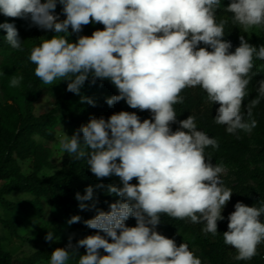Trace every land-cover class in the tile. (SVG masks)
<instances>
[{
  "label": "clouds",
  "instance_id": "9594fccd",
  "mask_svg": "<svg viewBox=\"0 0 264 264\" xmlns=\"http://www.w3.org/2000/svg\"><path fill=\"white\" fill-rule=\"evenodd\" d=\"M58 4L63 5V20L55 13ZM220 5L221 0H0L4 16L30 19L33 26L56 33L29 57L44 84L67 80L66 90L80 94L89 77L93 84L108 80L119 93L106 98L109 106L123 100L133 109L151 112V119L142 122L128 111L107 120L92 117L71 137L64 132L60 146L72 160L86 159L97 179L119 177L120 185H109L107 191L121 200L107 212L97 209L94 218L84 221L97 233L75 245L70 237L68 245L52 251L49 264H68L70 255H79L78 264H202L187 243L177 246L157 231L161 214L203 224V233L215 236L233 191L221 179L223 167L205 153L208 146L218 148V141L197 130L193 115L177 121L174 105L183 103L184 89L199 86L212 105L219 104L214 122L235 134L256 127L252 108L264 98L261 80L257 97L246 106V120L242 104L256 75L254 57L264 60V45L253 46L240 36V45L230 51L231 42L222 39L225 22L216 21ZM226 10L245 30L264 25V0H230ZM90 23H101L104 29L69 42V27L80 33ZM0 29L11 48L22 50L14 23H0ZM201 42L206 47H198ZM22 79L13 77L10 86L17 87ZM81 99L95 106L91 98ZM174 123L179 124L176 131L170 127ZM133 178L138 183H130ZM75 199L81 210L96 209L92 186ZM234 207L224 243L234 247L236 260L248 261L264 243V204L237 202ZM129 217L135 219L134 227L126 225ZM80 220L75 215L68 223ZM55 239L48 231L45 240ZM81 247L86 254L78 253Z\"/></svg>",
  "mask_w": 264,
  "mask_h": 264
},
{
  "label": "trees",
  "instance_id": "16d2710c",
  "mask_svg": "<svg viewBox=\"0 0 264 264\" xmlns=\"http://www.w3.org/2000/svg\"><path fill=\"white\" fill-rule=\"evenodd\" d=\"M230 0H221V5L216 12V21H224V37L230 41L234 52L240 45V36H244L248 42H253L246 35L243 27L233 23L232 14L226 10ZM55 13L63 20L66 18L63 13V5L58 4ZM14 23L23 42L22 50L13 49L6 42V31L0 29V59L4 57L12 66L17 77H23L20 82L22 103L10 97L9 100L0 105V264H38L50 260L52 251L68 245L69 238L75 245L79 239L88 235H94L98 230L91 229L84 221L94 218L97 209L109 211V205L121 198L116 194H109V185H120L117 176L97 179L90 171L86 159L72 160L62 165L54 174L47 178L40 176L44 169H51L50 151L35 140V137L53 142L55 134L51 130L52 119L57 116L61 122L76 131L88 123L90 118L104 117L106 120L115 113L121 111L136 112L141 122L144 119H151L150 110L141 111L133 109L123 100L109 106L106 98L118 95V90L108 80L96 79L93 84L89 77L80 89V94L67 91V83L64 89L55 97L54 107L51 111L42 115H35L36 103L40 98L42 87L41 80L35 75L36 65L29 59L31 50L39 46L42 41L44 30L31 24L30 19L6 17L0 13V23ZM264 38V25L255 26ZM101 23H90L82 26L80 33H73L71 27L68 30L69 42H76L79 36H91L96 30H103ZM198 47H206L203 42ZM211 51V49H208ZM253 73H256L247 86L249 95L243 101L241 111L246 115V106L258 95L257 88L259 81L264 80V60L254 57ZM251 75V73H250ZM3 89V88H2ZM181 95L183 103L174 105L177 113V121L186 119L189 115L196 117L197 130L205 132L210 138L218 141V148L208 146L205 150L206 156L211 158V163L222 166L233 172L236 179L232 185L226 178L221 176L224 185L231 189L238 202L247 206L260 207L264 204V171L258 168L251 169L247 164L245 156L253 153L244 131L230 134L226 131L225 125H218L214 122L218 103L213 105L208 101L206 92L199 86L186 88ZM81 97L91 98L95 106L82 102ZM251 119L257 124L253 128L256 145L259 151L255 155H262L264 158V98L252 108ZM172 131L179 128L178 123L170 125ZM81 141L83 133H80ZM85 151L86 146L81 145ZM119 162V161H117ZM26 167V172L23 170ZM138 183L136 178L130 181ZM103 185L97 188L96 185ZM88 186L94 188V196L97 198L96 209L81 210L79 202L75 199L77 193L85 194ZM14 194L24 195L27 198L19 201H12L10 197ZM91 204V201H85ZM78 215L79 222L69 224L68 220ZM224 219L218 221V233L214 236L211 233L204 234L203 224H193L187 218L177 219L161 214V223L157 231L167 238L176 241L177 246L187 243L192 251L202 261V264H264V243L258 246L257 255L248 261L235 259L236 251L233 246L224 243L223 233L228 230V215L222 212ZM38 218L49 221L52 224L51 232L58 239L57 243H50L39 248L31 255L15 262L10 252L5 251L3 245H11L15 240L21 239L18 235V227L22 226L28 219ZM264 222V216H261ZM126 225L134 227L136 221L129 217ZM102 234V233H101ZM111 242V238H108ZM194 248L198 252L194 251ZM102 255H106L103 249ZM80 255L86 254V249H78ZM72 259H78L79 255H70Z\"/></svg>",
  "mask_w": 264,
  "mask_h": 264
},
{
  "label": "rangeland",
  "instance_id": "374dc122",
  "mask_svg": "<svg viewBox=\"0 0 264 264\" xmlns=\"http://www.w3.org/2000/svg\"><path fill=\"white\" fill-rule=\"evenodd\" d=\"M244 32L251 39L253 44L255 45H264V38L261 35L258 28H248ZM56 35L53 31H44L41 41L43 42L45 39H51ZM64 35V34H61ZM13 77H17L13 72L11 64L2 57L0 59V105L5 104L10 97L16 99L18 103H22V95L20 85L17 87L10 86V81ZM66 84V80H57L54 81L53 84H44L41 81L42 92L39 100L36 103L35 107V115L46 114L51 111L54 107L55 97L61 92ZM3 88V89H2ZM51 130L55 134V141L49 142L39 137H35V140L42 144L45 148L50 151V163L51 169H44L40 173V176L43 178H47L54 174L62 165L68 163L71 157L66 154L60 146V141L64 136V132L71 137L75 131L70 127L65 126L59 117L55 116L52 119ZM244 136L248 139L250 148L253 153L247 154L245 156L247 164L251 169L258 168L264 171V158L262 155H255L259 148L256 145L255 135L253 130L251 132H245ZM224 171L222 173V177L226 178L232 185L235 183V175L233 172L229 171L226 168H223ZM24 172H26V167L23 166ZM1 186V184H0ZM27 197L24 195L14 194L10 197L12 201H19L26 199ZM237 199L235 198V194L233 192L230 201L226 204L223 209V213H226L228 216L235 211L234 205L237 203ZM2 210L0 208V214H2ZM52 224L44 219L38 218H30L28 219L22 226L18 227V235L21 237L19 240H15V242L11 245H3L5 251H8L13 256L15 262H20L23 258L31 255L39 248L45 247L50 243H57L58 239H55L52 242H47L45 240V236L48 231L51 232ZM1 234V229H0ZM195 252H198L196 248H194ZM78 259L70 258L68 264H78ZM50 260L39 262L38 264H49Z\"/></svg>",
  "mask_w": 264,
  "mask_h": 264
}]
</instances>
